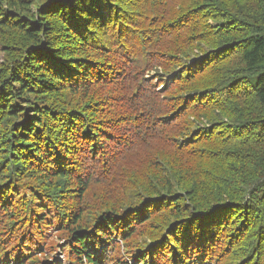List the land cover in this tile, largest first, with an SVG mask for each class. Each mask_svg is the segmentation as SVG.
I'll list each match as a JSON object with an SVG mask.
<instances>
[{"label": "trees", "instance_id": "1", "mask_svg": "<svg viewBox=\"0 0 264 264\" xmlns=\"http://www.w3.org/2000/svg\"><path fill=\"white\" fill-rule=\"evenodd\" d=\"M0 48V264H264V0H0Z\"/></svg>", "mask_w": 264, "mask_h": 264}, {"label": "bare ground", "instance_id": "2", "mask_svg": "<svg viewBox=\"0 0 264 264\" xmlns=\"http://www.w3.org/2000/svg\"><path fill=\"white\" fill-rule=\"evenodd\" d=\"M193 35H195V34H193ZM171 42H172V41H171ZM68 48H69V47H68ZM167 48H168V47H167ZM173 49H174V48H173ZM173 51H175V50H173ZM209 57H210V56H209ZM161 66H162V65H161ZM161 66H160V67H161ZM165 66H166V65H165ZM171 67H172V66H171ZM175 67H176V66H175ZM155 68H156V67H155ZM178 68H179V67H178ZM155 70H156V69H155ZM162 70H163V69H162ZM182 70H183V69H182ZM103 71H104V70H103ZM180 71H181V70H180ZM181 72H183V71H181ZM95 73H96V71H95ZM103 74H104V73H103ZM181 75H182V74H181ZM184 75H185V73H184ZM184 75H183V76H184ZM183 76H182V77H183ZM183 78H184V77H183ZM158 133H159V132H158ZM108 134H109V133H108ZM111 136H112V135H111ZM161 138H162V137H161ZM95 148H96V147H95ZM111 150H112V149H111ZM92 153H93V151H92ZM83 174H84V173H83ZM83 176H84V175H83ZM96 179H97V178H96ZM100 185H101V184L99 183V186H100ZM83 186H84V185H83ZM95 186H96V185H95ZM166 187H167V186H166ZM169 187H170V186H169ZM80 188H81V187H80ZM99 188H100V187H99ZM108 188H109V187H108ZM104 189H105V188H104ZM164 189H165V188H164ZM71 190H72V189H71ZM76 190H77V189H76ZM106 190H107V189H106ZM107 191H108V190H107ZM65 192H66V191H65ZM87 192H88V190H87ZM92 192H93V191H92ZM164 192H165V191H164ZM81 193H82V192H81ZM89 193H90V192H89ZM94 193H95V192H94ZM74 194H75V193H74ZM74 194H73V195H74ZM96 194H97V191H96ZM169 194H170V193H169ZM169 194H168V195H169ZM68 195H69V194H68ZM82 195H84V193H82ZM71 196H72V195H71ZM86 196H87V195H86ZM96 196H97V195H96ZM29 197H30V196H29ZM58 197H59V196H58ZM58 197H56V198L58 199ZM190 197H191V196H190ZM207 198H208V197H207ZM214 198H215V197H214ZM33 199H34V198H33ZM182 199H183V198H182ZM30 200H31V199H30ZM72 200H73V199H72ZM76 200H77V199H76ZM32 201H33V200H32ZM77 201H78V200H77ZM182 201H184V200H182ZM25 202H26V201H25ZM180 202H181V201H180ZM26 203H27V202H26ZM181 203H182V202H181ZM89 204H90V203H89ZM91 205H92V204H91ZM209 205H210V204H209ZM212 205H213V204H212ZM27 206H28V205H27ZM206 206H208V205H206ZM15 207H16V206H15ZM210 207H211V206H210ZM27 208H28V207H27ZM45 209H47V208H45ZM45 209H44V210H45ZM24 210H26V209H24ZM27 210H28V209H27ZM21 211H22V210H21ZM26 212H27V213L24 212V214H28V211H26ZM45 212H46V211H45ZM35 214H36V213H35ZM53 214H54V212H53ZM30 216H32V214H31ZM27 217H28V216H27ZM46 217H47V216H46ZM27 219H28V218H27ZM48 219H49V218H48ZM53 219H54V218H53ZM59 219H60V218H59ZM33 220H34V219H33ZM44 220H46V219L44 218ZM47 221H48V220H47ZM47 221H46V222H47ZM49 222H50V221H49ZM56 222H57V221H56ZM43 223H44V222H43ZM58 223H59V221H58ZM43 225H45V224H43ZM48 225H50V224H48ZM36 226H37V225H36ZM38 226L40 227V224H39ZM52 226H53V224H52ZM48 227H49V226H48ZM54 227H55V226H54ZM44 228H45V226H44ZM42 229H43V228H42ZM40 230H41V229H40ZM40 230H39V231H40ZM41 231H42V230H41ZM60 232H61V231H60ZM108 233H109V232H108ZM38 234H39V233H38ZM97 235H99V234H97ZM36 236H38L37 233H36ZM165 241H167V240H165ZM165 243H166V242H165ZM168 247H169V246H168ZM169 252H170V251H169ZM144 254H145V253H144ZM144 254H143V255H144ZM177 255H178V254H177ZM168 261H169V260H168ZM162 262H163V261H162ZM169 262H170V261H169ZM138 263H139V262H138ZM166 263H167V262H165V264H166Z\"/></svg>", "mask_w": 264, "mask_h": 264}, {"label": "rangeland", "instance_id": "3", "mask_svg": "<svg viewBox=\"0 0 264 264\" xmlns=\"http://www.w3.org/2000/svg\"><path fill=\"white\" fill-rule=\"evenodd\" d=\"M2 58H3V55H2L1 48H0V62H1ZM54 260H56L57 262H59V263H61V264H66V263L64 262L63 258H62V255H60L59 253H57V254L55 255V259H54Z\"/></svg>", "mask_w": 264, "mask_h": 264}]
</instances>
